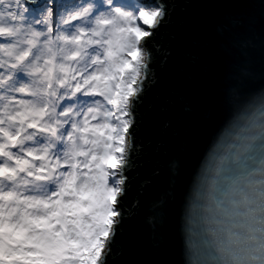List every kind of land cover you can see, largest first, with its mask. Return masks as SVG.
Instances as JSON below:
<instances>
[{"label": "snow or ice", "instance_id": "snow-or-ice-1", "mask_svg": "<svg viewBox=\"0 0 264 264\" xmlns=\"http://www.w3.org/2000/svg\"><path fill=\"white\" fill-rule=\"evenodd\" d=\"M234 7L258 8V29L197 11ZM161 51L162 67L179 60L170 95L186 112L224 90L191 177L183 264H264V0H0V264H118L136 115ZM253 67L258 89L246 86ZM190 142L165 164L156 247Z\"/></svg>", "mask_w": 264, "mask_h": 264}, {"label": "water", "instance_id": "water-1", "mask_svg": "<svg viewBox=\"0 0 264 264\" xmlns=\"http://www.w3.org/2000/svg\"><path fill=\"white\" fill-rule=\"evenodd\" d=\"M210 18L218 17L224 11L253 17L259 26L258 8L234 7L231 9H197ZM183 13L177 9L174 19L178 22ZM176 24L162 32L158 45L169 47L171 34ZM164 52H154L156 83L147 91L143 104L136 115V143L139 146L133 155L134 167L130 173L128 192V220L122 238L123 255L117 257L118 264H183V214L190 195V182L206 149L220 128L225 113L223 108L224 90L216 93L207 105L186 112L170 95L176 86L180 73L179 60L172 57L161 66ZM261 83L257 67L251 69L246 86L258 89ZM258 115V114H257ZM186 138L191 142L187 147L185 162L176 199L169 206L166 221L160 225L164 247L153 244V225L150 222L151 209L161 198L166 182V162L176 155L177 146ZM211 163L210 158L207 161ZM198 238L193 237V242Z\"/></svg>", "mask_w": 264, "mask_h": 264}]
</instances>
